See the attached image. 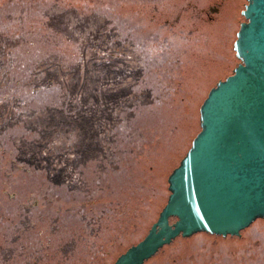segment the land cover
Returning a JSON list of instances; mask_svg holds the SVG:
<instances>
[{
    "label": "rangeland",
    "instance_id": "1",
    "mask_svg": "<svg viewBox=\"0 0 264 264\" xmlns=\"http://www.w3.org/2000/svg\"><path fill=\"white\" fill-rule=\"evenodd\" d=\"M198 4L0 0V264H111L148 233L151 210L123 230L131 201H168L161 160L201 131V97L175 80ZM231 238L178 241L150 264H264V220Z\"/></svg>",
    "mask_w": 264,
    "mask_h": 264
},
{
    "label": "water",
    "instance_id": "2",
    "mask_svg": "<svg viewBox=\"0 0 264 264\" xmlns=\"http://www.w3.org/2000/svg\"><path fill=\"white\" fill-rule=\"evenodd\" d=\"M233 74L200 108L201 131L168 177L167 204L114 264H146L178 238L242 236L264 220V0H246Z\"/></svg>",
    "mask_w": 264,
    "mask_h": 264
},
{
    "label": "trees",
    "instance_id": "3",
    "mask_svg": "<svg viewBox=\"0 0 264 264\" xmlns=\"http://www.w3.org/2000/svg\"><path fill=\"white\" fill-rule=\"evenodd\" d=\"M206 36L208 38L207 40H205V38H200L198 42L199 48L194 47V50L193 51L191 50V53L188 56L189 64L182 67L180 73L178 74V77L175 79L177 80L176 84L180 92L184 94L185 91H187L188 89V92H189L188 94L191 99L192 98L195 99L194 97H198V96L201 97L200 105L198 107V118H200V113H199L200 108L202 104L204 103V101L206 100V98L208 97L210 90L217 85L218 81L225 80L227 76L231 75L232 74L231 69L233 67H236L239 64L237 62L238 60H237L236 54L233 49V44L235 42V39L233 42H231V39H229L230 36L228 34L226 38H222L223 35L220 29L214 30L213 32L212 31L208 32L206 33ZM52 82H56V81L53 80ZM178 95L179 93L177 91V96ZM185 102L186 104H188L190 100L187 99L185 100ZM191 105H193V101L191 102ZM184 120L185 121H183L184 122L183 125L185 126L186 129L190 128L191 126H193V128H196L195 125L197 126V122H198V125L200 124L199 119L197 122H194V120L192 121V119L190 118H184ZM199 132L193 136L192 142L196 138V136L199 134ZM188 151H186L183 156H179V155L173 156L171 155L172 154L171 153L168 156L163 157V154H162L160 158L163 157L162 158L163 160L161 161L165 162V167L164 168L162 167V168L166 170V172H164L166 175V178H168L170 174L180 165V162L186 156ZM170 155L172 158H170ZM156 163L155 162L153 163V167H150L151 168L150 171H152L154 175L161 174V173L164 174L163 172H156V171H159V168H158L159 166ZM143 199L144 198L137 197L135 200L131 201L130 205H132L134 209L137 208L139 210L137 211L136 216L132 217L134 222L132 223L126 222L124 226H122L124 231H130V230L137 229V227L139 226L141 222V219H144L146 217V214L149 213V211L151 210L154 212V215H156V220L149 225V228H148V232H149L152 225L158 220L160 212L167 204V200H166V202L160 205V208H159V206H157L158 204L156 202L157 201L156 197H153L147 201V204H145V206H148L147 208H149V210H143L141 209L143 205L142 203ZM147 234L148 233H146V235ZM198 235H195L190 239H184L180 237L175 242L181 241V242L186 243L188 241H193V239H195L196 236ZM203 235L211 237L216 242L223 239L222 237L212 236L209 234H203ZM145 236L141 240H143ZM228 239H232V238L228 237ZM141 240L129 245L125 249H121V251H119V253L117 254V256L115 257L114 261L111 264H114L120 255L125 253L131 246L139 243ZM170 248H171V245L166 246L160 251V253L162 254L164 253L163 255H165L167 251L170 250ZM158 255H156L154 258L146 262V264H150L156 261Z\"/></svg>",
    "mask_w": 264,
    "mask_h": 264
},
{
    "label": "flooded vegetation",
    "instance_id": "4",
    "mask_svg": "<svg viewBox=\"0 0 264 264\" xmlns=\"http://www.w3.org/2000/svg\"><path fill=\"white\" fill-rule=\"evenodd\" d=\"M199 4L195 6L196 16L191 28L189 29L196 39L204 38L206 35L203 31L205 29L210 32L217 29H230V22L228 20H234L237 29L235 37L240 29L242 23L246 22L245 18L241 14L245 10L247 5L246 0H198ZM164 16L163 11H161ZM160 15V16H162ZM243 18V19H241ZM233 28V30H234ZM202 33V34H201ZM208 33V32H207ZM202 35V36H201ZM237 39V37H236ZM235 39V41H236ZM235 43V42H234ZM234 46V44H233Z\"/></svg>",
    "mask_w": 264,
    "mask_h": 264
}]
</instances>
